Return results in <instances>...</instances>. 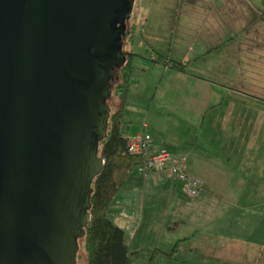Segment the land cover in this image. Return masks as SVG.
Here are the masks:
<instances>
[{"label":"rangeland","instance_id":"374dc122","mask_svg":"<svg viewBox=\"0 0 264 264\" xmlns=\"http://www.w3.org/2000/svg\"><path fill=\"white\" fill-rule=\"evenodd\" d=\"M137 3V29L129 45L134 67L122 128L129 125L132 130L149 118L174 146L188 149L187 156L175 154L184 159L187 171L199 174L203 167L219 190L214 197L208 195V204L186 207V224L171 229L178 231L173 235L158 230L156 237L147 232L153 237L144 238L142 229L135 230L132 240L143 248L137 263L150 264L153 245L169 235L176 237L174 255L157 254V264H264V134L260 127L257 135L246 124L235 125L239 112L228 108L238 107L244 117L256 110L253 124L264 120V10L257 0ZM169 59L185 62L184 69L171 66ZM110 105L116 107L114 92ZM231 126L248 142L234 144L238 133ZM252 140L259 145L251 146ZM181 184L179 196L195 201ZM220 197L229 201L219 213L218 201L224 202ZM233 200L247 205L246 216L231 212L235 207L227 206ZM154 216L157 226L160 217L157 212ZM109 217L121 227L112 209ZM126 239L131 240L129 232ZM77 242L75 264H86L84 240L79 237Z\"/></svg>","mask_w":264,"mask_h":264},{"label":"water","instance_id":"95a60500","mask_svg":"<svg viewBox=\"0 0 264 264\" xmlns=\"http://www.w3.org/2000/svg\"><path fill=\"white\" fill-rule=\"evenodd\" d=\"M130 15L128 0H0V264H75Z\"/></svg>","mask_w":264,"mask_h":264},{"label":"crops","instance_id":"0c3cea01","mask_svg":"<svg viewBox=\"0 0 264 264\" xmlns=\"http://www.w3.org/2000/svg\"><path fill=\"white\" fill-rule=\"evenodd\" d=\"M232 79L236 80V78L234 77H232ZM228 108L229 110H233L234 112H237V111L239 112L237 119H235L234 121L235 125L243 126L244 124H246L251 129H254L255 130L254 132L257 135L259 134V127H260L261 134H264V124H263L264 120H262L261 117L259 118L260 121L256 120L254 124L252 123L253 121L252 118L255 117L256 110H253L254 115L251 114L250 117H247V116L244 117V115L241 114V110L238 107L234 106V107H228ZM146 116H149V115L147 114ZM256 118H258L257 111H256ZM236 120H238V122H236ZM131 128L132 126H130L129 128V125L126 126L125 129L122 128V131L124 132L125 136H131V135H134L140 132H149L151 134L153 152L166 149L168 152L172 153L173 155L180 154V155L187 156L188 149H182L180 147L174 146L165 137L163 130L159 126L154 124L149 118H148V121L143 120L141 123V126L133 128L132 130ZM232 128H235V127H232ZM236 132L238 133L237 129H236ZM242 140H243V137H241L239 133H238V137L232 138V141L234 144L236 141H240V145L248 142V139H246L245 142H242ZM227 141H230V139H227ZM234 144H232L231 146H233ZM254 144L259 145L257 141L252 140L250 145L252 146ZM168 148H170L172 152L169 151ZM197 164H198V161H197ZM202 164H205V163L202 162ZM237 165L239 166V168L244 169L245 164L242 161H239ZM202 170H204L203 167L201 168L199 174L195 170H189V172L192 173L191 174L187 171V167H186V171L189 175L196 176L200 178L201 181L203 182V188H202L201 193L198 196L194 197L195 201H190V202L184 201L179 196L177 189H178V183H180V181L177 180L173 175L169 173H166L163 177H155L152 175H145L139 171H136V172H133L128 177L126 182L121 186L115 198L113 199L111 203V207H110V212H111V209L115 212L116 218L120 221V226L124 230L125 241L131 249L139 250V251L143 250V248L141 247V243L138 240L136 243L133 242L132 240L133 234H135V230L139 231L140 229H142L143 230L142 237L144 238L153 237V236H150L147 232L154 234V236L156 237V232L158 230H160L161 232L168 231V233L173 235L178 232L175 230H171L169 228L173 223H178V225L182 223V227L186 224V220L183 219L185 218L184 213H187L186 207L190 205L202 207L204 203L206 204L209 203L208 202V200H210V197L208 196L209 194H211V196L213 194H219L218 193L219 190L216 189L218 185L214 184V180L209 179ZM180 193L185 195L184 191ZM220 198H222L224 202L221 204L218 201L217 205H218L219 213L220 211L226 209V205H227L226 203L227 201H229L225 197H220ZM229 205H232L235 207L233 210H231V212H234L235 215H239L241 217L247 215V213L243 212L247 210V205L241 204L240 202H235L234 200L231 201L227 207H229ZM235 209H241V211L235 212L234 211ZM155 212H157L158 216L160 217V221H161L157 226H154V223L156 222V219L154 216ZM166 212H169V213L166 214ZM219 217L220 215L218 216V218ZM136 223H137V226H136ZM127 232H129L131 240L126 239ZM175 238L176 237H172L168 235L164 243L161 244L157 242L155 243V245H153V247L154 248L159 247L161 250L165 252H170L171 250H173L175 246V245L174 246L172 245ZM187 238H189V235L178 238V240L187 239ZM154 240H157V239L155 238ZM132 244H134L133 247H132ZM195 249H197V247Z\"/></svg>","mask_w":264,"mask_h":264},{"label":"trees","instance_id":"16d2710c","mask_svg":"<svg viewBox=\"0 0 264 264\" xmlns=\"http://www.w3.org/2000/svg\"><path fill=\"white\" fill-rule=\"evenodd\" d=\"M264 10V0H257ZM137 29V27H136ZM133 54L119 69V78L112 82L111 93L114 92L116 107L110 105L111 94L105 99L110 107L106 126V135L98 141V154L104 159L102 171L91 183L90 208L91 220L84 228V248L86 264H138L139 250H133L125 241L124 230L109 217L113 199L128 177L143 166L144 159L128 151L127 137L122 131L123 110L127 101L131 74L133 71ZM167 59V56H164ZM173 67L184 69L185 62L169 59ZM178 223H173V229ZM175 249L165 252L158 247L153 248L149 257L150 264H157V254L173 257Z\"/></svg>","mask_w":264,"mask_h":264},{"label":"built area","instance_id":"2783aa9c","mask_svg":"<svg viewBox=\"0 0 264 264\" xmlns=\"http://www.w3.org/2000/svg\"><path fill=\"white\" fill-rule=\"evenodd\" d=\"M127 148L130 153L143 157L144 164L138 168L139 172L149 173L152 171L162 174L165 170H169L182 183L187 194L198 196L201 193L203 182L200 178L187 173L183 158L172 156L164 149L156 152L152 151V139L148 132L128 136Z\"/></svg>","mask_w":264,"mask_h":264},{"label":"flooded vegetation","instance_id":"af4514ba","mask_svg":"<svg viewBox=\"0 0 264 264\" xmlns=\"http://www.w3.org/2000/svg\"><path fill=\"white\" fill-rule=\"evenodd\" d=\"M138 0H128V13H131V15L128 18H125L123 20V24L125 26L123 33L120 34L119 41L122 44V53L125 55L124 60H128L129 56L131 53H134L131 51L132 49L129 47V45L133 42L132 37L133 34L136 31V25H135V20L137 18V15L135 13V10L137 8V3ZM117 26H120L118 24ZM123 66V65H122ZM120 67H113L111 71L113 72V75H118L117 70L120 69ZM119 78V75H118Z\"/></svg>","mask_w":264,"mask_h":264},{"label":"bare ground","instance_id":"6f19581e","mask_svg":"<svg viewBox=\"0 0 264 264\" xmlns=\"http://www.w3.org/2000/svg\"><path fill=\"white\" fill-rule=\"evenodd\" d=\"M118 71H119V69L117 70V73H118ZM148 133H149V132H148ZM149 134H150V133H149ZM150 135H151V134H150ZM151 139H152V136H151ZM164 151H166V152L169 153L170 155L176 157V155H173L172 153L168 152L166 149H165ZM166 173H169V174L173 175V173H172L171 171H169V170H165L162 174L154 173V172H152V171L149 172V173H143V174H145V175H152V176H155V177H163Z\"/></svg>","mask_w":264,"mask_h":264}]
</instances>
